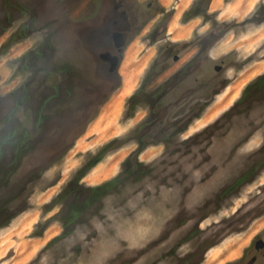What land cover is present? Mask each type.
Wrapping results in <instances>:
<instances>
[{
	"label": "rangeland",
	"instance_id": "1",
	"mask_svg": "<svg viewBox=\"0 0 264 264\" xmlns=\"http://www.w3.org/2000/svg\"><path fill=\"white\" fill-rule=\"evenodd\" d=\"M129 42L137 76L111 119ZM263 73L264 0H0V264H247L264 83L243 92ZM102 148L75 190L113 184L69 221L86 193L52 201Z\"/></svg>",
	"mask_w": 264,
	"mask_h": 264
},
{
	"label": "trees",
	"instance_id": "2",
	"mask_svg": "<svg viewBox=\"0 0 264 264\" xmlns=\"http://www.w3.org/2000/svg\"><path fill=\"white\" fill-rule=\"evenodd\" d=\"M196 15L197 14L195 13V11H192V9H190L186 12L184 21H187ZM193 68H194L193 71H197L199 69V65L197 64ZM259 80L264 83V73L262 75H260L254 82L248 84L243 93L245 94L247 92L248 88H251L254 85H256ZM136 93H137V91L130 98L134 97ZM170 94H171V89H167V90L164 89L161 92V94L158 96V100H159V103H163V104H161L160 107H162V108L166 107V105H164V102L167 103ZM201 110H203V106H200L199 110L197 111L198 114L196 116L199 115V113H200L199 111H201ZM166 111H167V108H165V112ZM184 120H185V118H182V119L176 120V122H174L173 127L175 129V132L183 131L187 127L188 123L191 121L189 119L187 122L184 123ZM152 123H154V121H152V120L147 121L146 124H144V126H149ZM146 144L147 143L145 142L144 135H141L140 136V146L136 149V151L134 153L137 154L138 152H140L143 149V147L146 146ZM104 146L106 147L107 145H104ZM104 153H105V149L102 148L101 150L98 151V153H96L90 159V161H88L84 166L80 167L75 172L73 177L69 180V182L63 187V189L54 197L52 204H58V203H61L62 201L64 202L66 200L67 196L72 191H74L75 188L78 190H81V188H84L83 184L80 183V180L86 175V173L88 172V170L91 167L95 166L101 160V157ZM112 184H113V179L109 180L107 182H104L102 184L96 185V186L86 187V189L83 191L75 190L74 193L76 196L80 192L86 193V195L79 202L73 200L72 202H70L68 204L66 203V205H67V216L69 217V221L80 217L81 214L84 212L83 211L84 206H87V204H89V205L93 204L94 200H99L110 189ZM76 196H75V198H76Z\"/></svg>",
	"mask_w": 264,
	"mask_h": 264
},
{
	"label": "bare ground",
	"instance_id": "3",
	"mask_svg": "<svg viewBox=\"0 0 264 264\" xmlns=\"http://www.w3.org/2000/svg\"><path fill=\"white\" fill-rule=\"evenodd\" d=\"M188 1L189 0H182V2L185 5H187ZM131 43H133V42H130L125 48V51H124L125 52V58L123 60V63L121 66V71H120L121 76H123V78H124V88L122 89L121 92L115 94L114 99L112 100V102H110L106 106L105 111H104L109 117H111V119H116L118 112H119V109H120V104H121V100H122L121 98L124 94H128L132 90V88L134 86V82H135V76H137V72H136L137 68H135L134 70L132 69V70L127 71V67L129 65H131V67H133V65H134L133 59H131L133 51L128 49V46L131 45ZM94 126H97V125L94 123ZM98 167H97V169H98ZM103 174L106 175L107 173L103 172Z\"/></svg>",
	"mask_w": 264,
	"mask_h": 264
},
{
	"label": "flooded vegetation",
	"instance_id": "4",
	"mask_svg": "<svg viewBox=\"0 0 264 264\" xmlns=\"http://www.w3.org/2000/svg\"><path fill=\"white\" fill-rule=\"evenodd\" d=\"M147 6L150 7V4H148ZM119 10H121L122 12V18H123L122 22H124L123 25L124 34L128 35L129 33L136 30V23L139 20V15L136 14L134 18L133 17L129 18V16L126 17L125 11L127 10L125 9V6ZM260 257L264 259V241L262 239L256 242L254 253L250 256L249 260H247L246 263L255 264ZM243 259L244 258L242 257L240 259V262L243 261ZM232 263L233 262H226V264H232Z\"/></svg>",
	"mask_w": 264,
	"mask_h": 264
},
{
	"label": "crops",
	"instance_id": "5",
	"mask_svg": "<svg viewBox=\"0 0 264 264\" xmlns=\"http://www.w3.org/2000/svg\"><path fill=\"white\" fill-rule=\"evenodd\" d=\"M124 88V85H122L121 88H119V90L117 91L118 93L122 91V89Z\"/></svg>",
	"mask_w": 264,
	"mask_h": 264
}]
</instances>
